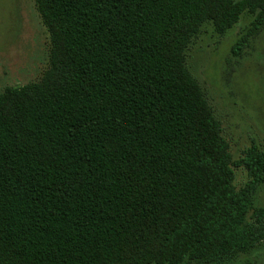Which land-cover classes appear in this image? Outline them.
Here are the masks:
<instances>
[{
  "label": "trees",
  "instance_id": "obj_1",
  "mask_svg": "<svg viewBox=\"0 0 264 264\" xmlns=\"http://www.w3.org/2000/svg\"><path fill=\"white\" fill-rule=\"evenodd\" d=\"M39 81L0 91V264H229L264 244V149L234 158L187 50L264 0H34ZM249 179L234 183L235 168Z\"/></svg>",
  "mask_w": 264,
  "mask_h": 264
},
{
  "label": "rangeland",
  "instance_id": "obj_2",
  "mask_svg": "<svg viewBox=\"0 0 264 264\" xmlns=\"http://www.w3.org/2000/svg\"><path fill=\"white\" fill-rule=\"evenodd\" d=\"M252 18L244 13L224 34L204 23L187 50V67L214 108L234 158L252 144L264 149V26L239 53L232 51ZM50 47L34 0H0V91L39 81L49 67ZM248 179L245 168H235L237 187ZM255 202L264 206V182ZM229 264H264V244Z\"/></svg>",
  "mask_w": 264,
  "mask_h": 264
}]
</instances>
